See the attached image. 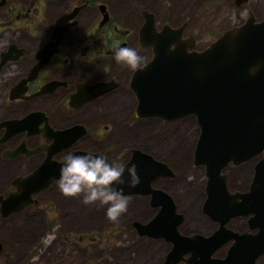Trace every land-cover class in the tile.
<instances>
[{"label":"flooded vegetation","instance_id":"obj_1","mask_svg":"<svg viewBox=\"0 0 264 264\" xmlns=\"http://www.w3.org/2000/svg\"><path fill=\"white\" fill-rule=\"evenodd\" d=\"M132 1L134 9L138 10L135 0ZM55 2L56 0H0V39L4 38L3 46L0 48V159L2 158L10 165L26 163L34 167L24 174H16L14 178L32 172L46 159L48 149L53 144L45 133L44 129L47 127L58 130L79 125L83 132L69 148L57 152L54 159L58 161L63 160L65 155L76 149L94 151L106 156L103 150L94 148L100 145H110L111 136L107 130L113 126L100 123L95 119L96 116H92L93 113L97 115L104 110L107 113L111 99L119 95L121 89L128 88L135 100L133 108L135 109L137 105L135 94L129 87L133 70L119 78L111 76L112 73L116 75L119 72L122 64L115 61L113 53H109V50L114 42H118V45L125 44V47L129 48L133 43L137 48L149 54L148 58L143 60V64L151 59L153 55L151 47H142L139 43V30L145 23L144 12L147 11L154 16L157 30L165 24L171 28L183 25L184 30L181 37L183 39L192 38L196 44L199 41L194 32L187 31V21L180 23L178 21L173 24L164 18L159 20L154 12L145 8L139 10L138 19L140 21L137 25L125 26L117 24L109 6L99 0H67L68 6L64 10L51 13L50 7ZM226 2L234 6H243L247 16L240 23L228 26L224 30L243 23L249 16H253L256 22L264 19V0H227ZM89 9L95 10L93 19L95 18L96 25L92 28L87 25L81 29L82 14ZM63 16L67 17L62 24L63 37L56 44L58 36L53 35V32L58 27V19ZM104 16H107V19L102 23ZM165 16L168 17L167 14ZM79 29H81L80 35L74 40L73 33ZM224 30L215 29L212 39L221 35ZM196 44L195 48L198 49ZM97 83H103V85L90 91L89 95L102 89L103 91L86 100L89 95L85 96L80 91L94 87ZM106 87L110 88L104 89ZM72 98L76 100L72 102ZM54 116L63 120L54 122ZM185 118H192L196 123L194 115L169 122L177 123ZM23 120H30V122L25 123ZM102 120L112 122L108 116ZM196 125L198 136L194 141V149L200 128L197 123ZM36 130L38 133L35 132ZM262 156L259 152L247 160L243 159L239 162L230 160L222 166L220 175L226 181L231 203L241 201L236 197L237 195L250 192L255 172L254 166L262 159ZM193 161L194 158L191 167L194 170L201 168L205 178L200 211L213 229L208 233L198 231L184 234L180 228L186 222V214L179 210L174 196L171 195L181 218L176 225L177 230L184 236L200 234L203 237H209L212 233L219 231L213 250L209 253L207 249L208 253H205L208 262L234 264L251 261L255 264H262L261 261L264 260V192L251 195L252 198H245L244 208H234L235 210L227 215H216L218 218H213L205 212L203 205L207 199L205 165L194 166ZM168 166L174 175L161 178H176L177 172L169 164ZM14 178L10 192L15 188ZM9 193L2 194L6 196ZM36 194L32 195V201L36 200L34 199ZM134 230L136 232L135 228ZM235 234L244 236L245 240L237 244L236 238L238 237ZM197 241L200 242L199 239ZM190 256L191 253L187 252L178 264H193L186 261Z\"/></svg>","mask_w":264,"mask_h":264},{"label":"water","instance_id":"obj_2","mask_svg":"<svg viewBox=\"0 0 264 264\" xmlns=\"http://www.w3.org/2000/svg\"><path fill=\"white\" fill-rule=\"evenodd\" d=\"M66 19L63 16L57 21L58 27L53 32V35L58 36L56 44L63 37L62 24ZM106 19L107 16H104L102 23ZM144 19L145 23L139 30V43L142 47H151L153 55L130 77L129 87L137 102L133 114L142 119L158 117L166 122L194 115L200 128L193 165H205V212L218 218L232 212L234 208H244L245 198L264 192V19L256 22L253 16H249L243 23L224 30L202 49L195 48L196 43L192 38L181 37L183 25L171 28L165 24L157 30L151 13L144 12ZM119 46L125 47V44ZM109 53H113L112 48ZM257 64L261 65L260 70L250 75L249 69ZM102 85L97 83L80 92L86 96ZM102 91L87 96L86 100ZM30 120L23 122L28 123ZM44 130L53 142L48 155L32 172L14 178V191L6 196L0 195L2 217L23 210L33 202V194L59 180L62 160L58 161L54 156L60 150L69 148L83 133L79 125L58 130L47 127ZM35 132L38 133V130ZM87 152L103 155L80 149L69 153L83 155ZM259 152L263 156L254 166L250 192L237 195L241 201L231 203L226 181L220 175L222 166L230 160H247ZM124 164L136 166L140 181L136 187L125 186L124 194L150 196V205L159 208L147 223L133 220L131 225L138 235L171 242L172 246L166 252L162 264H178L187 252L191 253L186 260L190 263L215 264L207 261L205 253L213 250L219 231L209 237L200 234L182 235L176 228L181 218L172 196L152 185L160 177L174 175L168 164L137 147L130 150V156ZM235 235L238 237L235 236L237 244L245 240L244 236ZM2 249L3 243L0 241V253ZM234 264L255 263L246 261Z\"/></svg>","mask_w":264,"mask_h":264},{"label":"rangeland","instance_id":"obj_3","mask_svg":"<svg viewBox=\"0 0 264 264\" xmlns=\"http://www.w3.org/2000/svg\"><path fill=\"white\" fill-rule=\"evenodd\" d=\"M111 9L117 24L137 25L141 8L154 12L155 16L176 24L187 21V31L194 32L202 49L213 39L215 29L224 28L243 21L247 14L243 6L231 5L227 0H99ZM101 3V4H102ZM68 6L67 0H56L50 12H61ZM95 11V10H94ZM94 11L82 14L81 29L96 25ZM168 15L166 17L165 15ZM198 19L200 21L198 22ZM119 24V25H120ZM73 38L80 35V30ZM123 30H132L122 28ZM0 39V48L4 43ZM145 60L149 54L131 44ZM131 69L121 65L114 77L127 75ZM135 100L132 92L121 89L110 102V109L97 115L100 123L112 125L107 130L111 136L109 146L100 145L111 161L125 163L132 148H140L156 159L165 160L177 172L176 178H158L152 182L154 188H162L173 195L180 211L186 214V222L180 230L186 233L213 229L201 214L203 170L193 169L192 154L198 127L192 118L177 123L165 122L160 118L139 119L133 114ZM106 116L112 122H106ZM53 117L54 122L63 120ZM102 118V119H101ZM31 164L10 165L0 159V195L9 193L16 174L32 170ZM129 198L128 211L118 223L106 218V206L85 205L80 197L67 198L53 183L48 189L34 195L35 201L22 211L8 217L0 214V241L3 251L0 264H162L171 244L163 238L138 235L132 227L133 220L147 223L157 208L151 207L150 196L126 195ZM264 264V260L261 261Z\"/></svg>","mask_w":264,"mask_h":264},{"label":"clouds","instance_id":"obj_4","mask_svg":"<svg viewBox=\"0 0 264 264\" xmlns=\"http://www.w3.org/2000/svg\"><path fill=\"white\" fill-rule=\"evenodd\" d=\"M114 59L117 63L135 71L143 65V57L129 47L112 44ZM261 68L257 64L249 69L255 75ZM60 178L56 181L59 191L67 198L80 197L85 205L106 206V218L110 223H118L128 211L130 203L124 194V187H136L139 176L135 165H125L109 161L103 155L87 152L83 155L69 153L61 161Z\"/></svg>","mask_w":264,"mask_h":264}]
</instances>
